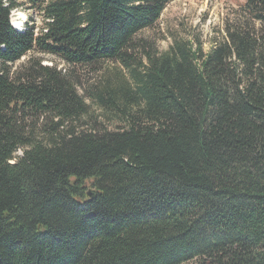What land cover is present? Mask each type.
I'll return each mask as SVG.
<instances>
[{
	"label": "trees",
	"instance_id": "1",
	"mask_svg": "<svg viewBox=\"0 0 264 264\" xmlns=\"http://www.w3.org/2000/svg\"><path fill=\"white\" fill-rule=\"evenodd\" d=\"M24 1L39 35L0 0V264H264V0L207 53L135 45L171 0ZM30 52L120 61L94 101L121 127L93 121L56 65L13 70Z\"/></svg>",
	"mask_w": 264,
	"mask_h": 264
},
{
	"label": "rangeland",
	"instance_id": "2",
	"mask_svg": "<svg viewBox=\"0 0 264 264\" xmlns=\"http://www.w3.org/2000/svg\"><path fill=\"white\" fill-rule=\"evenodd\" d=\"M246 0H171L164 8L160 18L151 28L138 34L134 43L146 49H156L165 52L175 42H189L194 48L199 45L203 52L207 53L216 42L224 35L227 23L234 19H251L243 12ZM20 7L11 11L10 22L21 32L27 28L35 31L36 35L42 32L44 17L42 13L32 6H28L24 0H17ZM258 24V23H257ZM17 28L15 31L19 32ZM42 58L43 66H55L63 73H69L77 92L89 105V113L93 121L97 120L108 129L121 127V113L118 111L102 110L94 101L99 91H102L107 83L117 86L119 73L127 75L125 67L120 61L102 62L92 66H72L65 64L60 59L28 53L13 65V70L25 66L31 58ZM128 62L131 66L137 63H145L144 54L130 49ZM21 151L16 153L17 156Z\"/></svg>",
	"mask_w": 264,
	"mask_h": 264
},
{
	"label": "water",
	"instance_id": "3",
	"mask_svg": "<svg viewBox=\"0 0 264 264\" xmlns=\"http://www.w3.org/2000/svg\"><path fill=\"white\" fill-rule=\"evenodd\" d=\"M87 196H88L89 199H91L93 197V193L91 191H89L87 193ZM0 262H1V255H0Z\"/></svg>",
	"mask_w": 264,
	"mask_h": 264
}]
</instances>
